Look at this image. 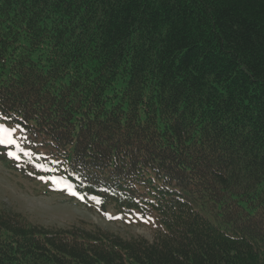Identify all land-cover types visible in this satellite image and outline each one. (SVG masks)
Returning <instances> with one entry per match:
<instances>
[{"label": "trees", "instance_id": "16d2710c", "mask_svg": "<svg viewBox=\"0 0 264 264\" xmlns=\"http://www.w3.org/2000/svg\"><path fill=\"white\" fill-rule=\"evenodd\" d=\"M0 122L15 166L156 227L1 210L0 264H264V0H0Z\"/></svg>", "mask_w": 264, "mask_h": 264}, {"label": "rangeland", "instance_id": "374dc122", "mask_svg": "<svg viewBox=\"0 0 264 264\" xmlns=\"http://www.w3.org/2000/svg\"><path fill=\"white\" fill-rule=\"evenodd\" d=\"M0 125L14 129L11 136L14 143L0 144V211L18 212L30 222L50 228L98 227L124 238L155 239L153 221H142L133 214L119 212L113 206H107L101 212L94 203L84 202L70 193L57 190L56 185L44 183L38 166L30 164L27 169L15 166L13 159L21 166L24 157L35 159L39 152L32 146H26L25 136L19 129L1 122ZM61 186L66 184L61 183Z\"/></svg>", "mask_w": 264, "mask_h": 264}, {"label": "snow or ice", "instance_id": "6c2138e0", "mask_svg": "<svg viewBox=\"0 0 264 264\" xmlns=\"http://www.w3.org/2000/svg\"><path fill=\"white\" fill-rule=\"evenodd\" d=\"M14 129L5 128L3 125H0V144H10L14 143L12 140V132ZM9 155H14L13 153H9Z\"/></svg>", "mask_w": 264, "mask_h": 264}]
</instances>
